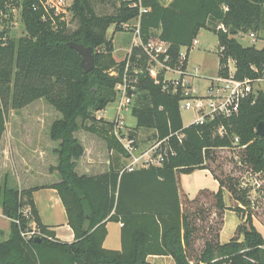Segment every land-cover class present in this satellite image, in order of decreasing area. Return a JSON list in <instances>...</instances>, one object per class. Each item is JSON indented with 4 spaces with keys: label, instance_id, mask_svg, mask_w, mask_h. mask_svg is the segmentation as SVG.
<instances>
[{
    "label": "trees",
    "instance_id": "16d2710c",
    "mask_svg": "<svg viewBox=\"0 0 264 264\" xmlns=\"http://www.w3.org/2000/svg\"><path fill=\"white\" fill-rule=\"evenodd\" d=\"M33 2L25 0L22 11L27 34L10 36L6 44L0 41V144L10 108L19 110L45 99L62 114L50 130L51 139L60 142L55 169L62 180L49 187L56 188L62 198L75 241H58L42 222L33 198L40 187L19 189L6 176L0 185V212L11 220V230L0 242V264H157L148 260L150 255L171 256L172 264H264V235L251 215L246 216V224L237 227L243 239L234 236L222 243L220 231L213 235L210 227L199 224L203 208L193 209L207 191L185 201L179 191V175L210 170L208 161L215 160L214 151L220 148L243 149L242 162L256 173L264 172V137L256 133L264 121V91L255 102H244L236 116L185 126L180 111L185 97L182 88L176 94L164 89L170 84L165 82V72L156 83L143 49L134 47L131 74L138 80L129 93L136 97L132 113L137 128L154 130L153 138H167L163 146L173 152L160 166L128 171L125 165H111L108 171L92 176L76 171L77 161L85 154L76 136L81 129L101 137L109 150L128 156L113 133L115 122L95 114L116 101V86L127 62L114 58L110 27L114 26L115 33L133 31L132 21H140L143 41L167 42L168 64L181 69L188 65L180 59L181 49L191 46L202 29H210L219 38L218 74L229 75L231 59L236 78H259L264 76V47L246 46L237 36L264 31V0H172L169 4L120 0L117 12L105 15L97 13L92 0H75L72 9L79 26L74 31L64 21L53 28L33 8ZM221 25L227 31L218 29ZM71 41L94 48L91 71L83 69L82 56L70 47ZM113 68L117 75L111 74ZM135 69L140 73L135 74ZM221 126L227 130L223 137L218 133ZM131 137L135 138L134 131ZM216 179L220 189L212 194L221 217L227 209L244 212L250 206L249 188H241L239 180L230 176ZM225 190L237 206L226 205ZM26 208H30L31 218L24 214ZM108 221L122 223L120 250L104 247ZM31 222L40 231V241L22 236Z\"/></svg>",
    "mask_w": 264,
    "mask_h": 264
},
{
    "label": "rangeland",
    "instance_id": "374dc122",
    "mask_svg": "<svg viewBox=\"0 0 264 264\" xmlns=\"http://www.w3.org/2000/svg\"><path fill=\"white\" fill-rule=\"evenodd\" d=\"M95 9L99 15L114 14L120 4V0H92ZM172 0H161L164 4H169ZM138 21H132L130 28H135ZM79 26V21L72 18L70 20V31H74ZM114 26L108 30V38L113 40L115 45V57L118 60H124L127 52L133 44V34L130 31L116 32L114 35ZM25 28H11V35L19 38L26 35ZM255 46L264 47V31L256 32ZM199 43L189 51V73L191 83L193 84L194 95L202 96L208 93V85L212 78L218 76L219 69V38L218 35L210 29H202L197 36ZM237 39L244 45H252V40L248 35L237 36ZM104 49V47H102ZM234 68V66H232ZM178 73H168V77H178ZM117 99V98H116ZM133 99L126 108V113H122V119L127 132H132L130 122H128L127 112L132 108ZM118 101L110 103L99 115L107 120L116 118ZM182 120L185 126L195 122L197 113L194 110H188L181 104L180 107ZM62 114L56 110L45 99H40L22 109L15 110L10 108L7 114L6 131L0 144V185L5 182L6 176L10 179L9 184L19 189L27 185H44L56 181V146L58 141L50 137L52 123L61 118ZM134 130V129H133ZM79 139L91 137L97 142L98 158L104 159L107 153V143L101 137L87 132L83 129L76 133ZM136 139L140 140L141 148H148L154 144L152 130L142 129L136 133ZM241 148H220L214 151L215 160L208 161L210 171L214 176L226 180L227 177H233L239 180L241 188H249V198L251 204L244 212H236L238 216V225L246 224V216L251 215L255 226L264 235V172L256 173L253 169L242 162ZM104 165V162H103ZM94 172H100L95 170ZM197 178L208 180L207 174L198 170L195 174ZM229 203L237 206L238 203L228 193ZM216 199L213 194L207 191L200 198V202L193 205L203 208V214H200L199 224L211 228L215 235L221 232L225 223V212L221 217L215 207ZM0 240L7 239L10 235V223L7 219L0 217ZM236 237L243 239L240 232H236ZM233 236V237H234Z\"/></svg>",
    "mask_w": 264,
    "mask_h": 264
},
{
    "label": "built area",
    "instance_id": "2783aa9c",
    "mask_svg": "<svg viewBox=\"0 0 264 264\" xmlns=\"http://www.w3.org/2000/svg\"><path fill=\"white\" fill-rule=\"evenodd\" d=\"M25 0H0V41L7 43L8 37L11 35V28H25L23 22L22 11L24 8ZM75 0H34L32 6L35 10L42 13V19L48 22L53 28H58V22L64 21L67 26H70V20L74 18V11L72 9ZM148 11V9H144ZM128 24H125L127 27ZM218 29L227 31V29L221 25ZM8 31L5 35H1L3 32ZM248 35L252 40V45L256 42V32H240L238 36ZM199 41L197 38L193 41L191 46H184L180 52V59L182 61L189 59V51L192 47H195ZM134 47H141L143 52L148 58V70L156 81L160 82V74L165 72V88L169 92L176 94L179 87L182 88L183 95L185 96L180 101L184 108L188 110H194L197 113V117L194 123L207 124L208 122L216 119L217 117L230 118L236 116L241 105L246 101L255 102L256 98L261 91H264V76L259 78H244L238 79L235 77L234 62L230 59L228 61L229 75L221 76L218 74L216 78H212V81L208 85V93L206 95L197 96L194 95L193 88L191 86L190 77L192 74L188 71V65L186 69L174 68L168 64L171 59L169 52L170 45L162 40L152 38L147 42L143 41L140 21L135 25L133 29V44L126 56V66L122 81L117 86V99L118 107L116 118L112 121L115 122L113 133L115 137L123 144L126 152L128 153L129 164L126 166V170L134 171L139 168L149 166L162 165L164 158L169 152H173L171 148L163 146L168 142V139H157L150 147L140 150L137 146L136 139L131 137L132 132L126 131V126L122 119V112L132 102L134 94L129 93V89L135 90L134 83L137 82V78L131 74V56L133 54ZM139 57V56H138ZM234 66V68H232ZM135 74L140 73V69H135ZM168 73H178V77H168ZM111 74L117 75L118 72L115 68L111 70ZM173 86V88L171 87ZM220 136H224L227 130L224 126L218 128ZM238 142V138H236ZM24 214L27 218H31L30 208L24 210ZM39 229L35 222H31L30 229L22 232V236L28 241L34 237L39 236Z\"/></svg>",
    "mask_w": 264,
    "mask_h": 264
},
{
    "label": "crops",
    "instance_id": "0c3cea01",
    "mask_svg": "<svg viewBox=\"0 0 264 264\" xmlns=\"http://www.w3.org/2000/svg\"><path fill=\"white\" fill-rule=\"evenodd\" d=\"M130 32L133 34V31ZM114 35H115V29H114ZM126 56L123 58L124 60ZM114 58L118 62L121 61L115 57V45H114ZM188 69H189V65H188ZM218 73H219V69H218ZM191 86H193L192 83ZM134 98L133 100L135 102L136 100ZM132 108L129 110V112H127V116H128V122H130L131 127L134 129V130L132 129V131H134L135 139H136L137 137L136 133L140 132L142 129H149V128L146 127L137 128V118L133 115ZM101 111L95 112L98 118L100 117L104 118V116L99 115ZM126 111L127 110L125 109L123 112L126 113ZM154 132L155 131L152 130V138ZM80 141L85 147V154L77 161L76 171L78 172L79 175H88V176L97 175L108 171L111 165L116 167H121L122 165L127 166L129 164V159L127 156H123L115 152L114 150H109L108 146H107L108 155H106L104 159L100 158L101 156L97 154V149H98L96 145L97 142L91 137H84V139H80ZM138 141L140 140L136 139L137 146L140 148V150H144V148H141ZM57 143L58 144L56 146V150L59 148L60 142L58 141ZM97 155L100 157L98 158ZM56 162H57L56 166H58L59 160H58L57 152H56ZM95 170H100V172H94ZM197 171L198 170H195L192 173H182L179 175V191L182 201H185L186 199L193 200L196 197H198L202 191H209L211 193H217L219 191L220 182L218 179H216L214 174L209 169H202V171L207 174L208 180L197 178L195 176ZM56 175H57L56 176L57 179L52 183L44 184V185H31V186L27 185L24 188L26 189V188L40 187L33 192V198L37 206V209L39 211L42 222L44 223V225L48 226L50 230L55 232V237L58 241L71 243L75 241V232L69 224L66 207L62 201V198L58 190L56 188L49 187L51 184L61 182L62 179L57 170H56ZM20 188L23 189L22 187ZM228 193L230 192L225 190V202L228 207H231L232 205L229 203L230 198L227 197ZM224 215H225V223L223 229L220 232V241L222 243H226L230 241L231 238L235 235L236 228L238 225V219H239L237 213L231 209H227ZM0 217L7 219L11 225V220L5 215H3L2 212H0ZM121 228H122L121 222L108 221L107 223L108 233L104 241L105 248L113 249V250H120L122 248ZM0 233H2L1 229H0ZM1 241L2 240H0V242ZM148 260L157 264H172L174 262V259L171 256H167V255H150L148 257Z\"/></svg>",
    "mask_w": 264,
    "mask_h": 264
},
{
    "label": "water",
    "instance_id": "95a60500",
    "mask_svg": "<svg viewBox=\"0 0 264 264\" xmlns=\"http://www.w3.org/2000/svg\"><path fill=\"white\" fill-rule=\"evenodd\" d=\"M70 47L79 52L82 56L81 66L85 71H91L95 67V51L93 47H86L76 42H69ZM256 133L259 137H264V121L260 122L257 126ZM40 237L36 241H40Z\"/></svg>",
    "mask_w": 264,
    "mask_h": 264
}]
</instances>
